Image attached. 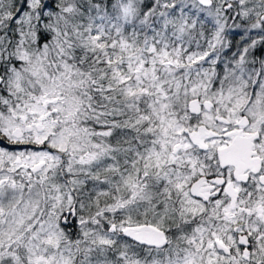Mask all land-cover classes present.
<instances>
[{"label":"snow or ice","instance_id":"1","mask_svg":"<svg viewBox=\"0 0 264 264\" xmlns=\"http://www.w3.org/2000/svg\"><path fill=\"white\" fill-rule=\"evenodd\" d=\"M0 264H264V0H0Z\"/></svg>","mask_w":264,"mask_h":264}]
</instances>
